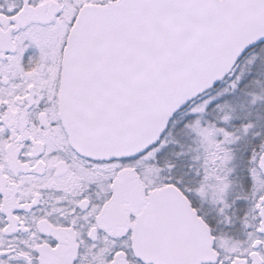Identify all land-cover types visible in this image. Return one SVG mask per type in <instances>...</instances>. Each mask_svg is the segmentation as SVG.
<instances>
[{
	"label": "snow or ice",
	"instance_id": "obj_1",
	"mask_svg": "<svg viewBox=\"0 0 264 264\" xmlns=\"http://www.w3.org/2000/svg\"><path fill=\"white\" fill-rule=\"evenodd\" d=\"M0 264H264V0H0Z\"/></svg>",
	"mask_w": 264,
	"mask_h": 264
}]
</instances>
